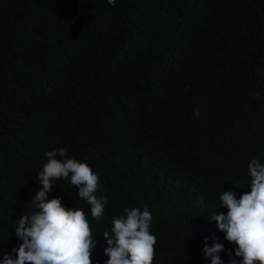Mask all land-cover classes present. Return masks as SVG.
Returning a JSON list of instances; mask_svg holds the SVG:
<instances>
[{"label": "trees", "instance_id": "16d2710c", "mask_svg": "<svg viewBox=\"0 0 264 264\" xmlns=\"http://www.w3.org/2000/svg\"><path fill=\"white\" fill-rule=\"evenodd\" d=\"M59 148L106 198L97 223L69 179L47 194L85 213L92 264L113 217L145 206L152 264H211L213 236L228 264L236 245L210 217L264 163V0H0V260Z\"/></svg>", "mask_w": 264, "mask_h": 264}, {"label": "clouds", "instance_id": "9594fccd", "mask_svg": "<svg viewBox=\"0 0 264 264\" xmlns=\"http://www.w3.org/2000/svg\"><path fill=\"white\" fill-rule=\"evenodd\" d=\"M115 6V0H107ZM196 118L200 109H193ZM47 162L37 171L36 180L42 185L33 198L38 211L23 215L14 222L15 236L22 241L13 248L15 258L6 253L0 264H92L91 256L98 241L93 238L85 213L79 209H66L61 198L48 199L53 181L69 179L78 188V195L91 206V216L99 223L105 211L106 198L98 197L99 177L87 163L68 157L67 149L59 148L45 153ZM59 157V158H58ZM251 177L250 192L239 199L234 191L220 196V211L210 217L216 222L224 239L236 245L234 256L228 254V264H264V163L253 158L247 165ZM38 202V203H37ZM152 214L145 206L124 207L122 214L113 217L110 231L103 237L107 242L105 264H152L155 257L156 236L151 233ZM205 238L203 255L211 264H224L220 253L222 243L213 236L212 245ZM236 258H241L239 262Z\"/></svg>", "mask_w": 264, "mask_h": 264}]
</instances>
